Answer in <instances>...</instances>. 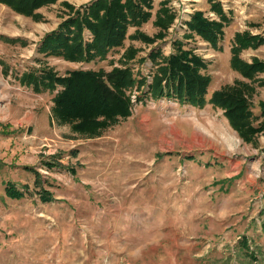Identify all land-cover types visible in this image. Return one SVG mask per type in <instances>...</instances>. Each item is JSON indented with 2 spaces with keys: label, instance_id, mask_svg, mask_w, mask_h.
<instances>
[{
  "label": "rangeland",
  "instance_id": "374dc122",
  "mask_svg": "<svg viewBox=\"0 0 264 264\" xmlns=\"http://www.w3.org/2000/svg\"><path fill=\"white\" fill-rule=\"evenodd\" d=\"M92 1L59 0L38 10L36 20L0 3V264H264V85L256 83L249 97L253 126L261 131L246 141L221 109L179 103L176 113L177 101H154L137 83L127 91L131 117L89 138L54 119L52 94L17 81L40 66L39 44L62 22L63 2L78 8ZM162 3L175 16L162 39L133 40V26L124 47L104 60L46 63L61 75L110 72L132 46L138 54L126 65L136 81L149 76L151 83L153 55L171 56L182 41L207 63V99L236 81L252 83L231 67V48L237 33L264 36V0H153L151 19L138 28L147 36L159 32L154 21ZM213 3L229 18L218 48L198 35L185 39L195 12L223 21ZM241 58L264 61V44ZM46 162L62 167L50 170ZM26 168L47 181L53 202L41 204ZM7 181L27 185L25 198H7Z\"/></svg>",
  "mask_w": 264,
  "mask_h": 264
},
{
  "label": "trees",
  "instance_id": "16d2710c",
  "mask_svg": "<svg viewBox=\"0 0 264 264\" xmlns=\"http://www.w3.org/2000/svg\"><path fill=\"white\" fill-rule=\"evenodd\" d=\"M58 1L0 0V3L17 14L36 20L40 18L38 10ZM220 6L213 3L211 9L223 19L222 22L208 20L202 12H195L188 24L191 33L185 39L198 35L218 48L223 41L224 29L229 24V18ZM63 7L65 15L62 22L46 34L39 44L38 52L43 56L38 60L40 66L23 72L17 78L21 86L31 88L36 93L49 92L53 95L52 115L59 124L69 125L74 132L89 138L99 136L104 130L131 117L133 105L127 91L137 83V91L154 101L171 99L199 109L208 104L221 109L232 127L246 141L253 140L261 131V127L253 126L249 97L256 83L264 85V78L259 80L257 77L264 73V61L254 58L247 63L242 60L241 54L262 46L264 36L237 33L232 42L231 67L252 83L236 81L233 85L214 91L207 99L211 84L210 76L204 73L207 63L192 50L185 49L182 41L175 42L176 52L171 56L163 57L160 52L153 55L157 70L150 84H147L146 76L136 81L131 66L125 63L135 59L138 54L132 46L124 50L122 66L114 67L110 72L104 69H75L61 75L45 61L57 58L70 63L89 64L104 60L110 52L124 47L129 38L128 31L133 26L137 28L131 36L133 40L153 43L162 39L175 18L166 3H162L156 13L154 26L159 28V32L154 37L138 29L151 19L153 0H94L78 8L63 2ZM261 106L264 115V105ZM45 165L50 170L56 166L62 167V164L55 162H46ZM26 169L35 176L34 186L41 204L53 202L54 194L44 188L47 181L38 171ZM26 192H29L27 185L20 189L10 181L6 182L5 193L10 200H22ZM241 245L249 251L247 238H243Z\"/></svg>",
  "mask_w": 264,
  "mask_h": 264
},
{
  "label": "crops",
  "instance_id": "0c3cea01",
  "mask_svg": "<svg viewBox=\"0 0 264 264\" xmlns=\"http://www.w3.org/2000/svg\"><path fill=\"white\" fill-rule=\"evenodd\" d=\"M169 106V105H168ZM167 106V107H168ZM166 107V106H165ZM165 107L163 108H161L162 110H164L165 109ZM171 109L172 110H174L176 113H179V103L178 102H174V103H172L171 104ZM204 109V108H203ZM207 114L209 113L208 111L206 112ZM205 154H207V153H205Z\"/></svg>",
  "mask_w": 264,
  "mask_h": 264
},
{
  "label": "built area",
  "instance_id": "2783aa9c",
  "mask_svg": "<svg viewBox=\"0 0 264 264\" xmlns=\"http://www.w3.org/2000/svg\"><path fill=\"white\" fill-rule=\"evenodd\" d=\"M151 80H152V78H151ZM147 84H150V78H149V76H147ZM133 97H134V104H136L138 101H140V94H139V92H138V94L133 95Z\"/></svg>",
  "mask_w": 264,
  "mask_h": 264
},
{
  "label": "bare ground",
  "instance_id": "6f19581e",
  "mask_svg": "<svg viewBox=\"0 0 264 264\" xmlns=\"http://www.w3.org/2000/svg\"><path fill=\"white\" fill-rule=\"evenodd\" d=\"M161 47V46H160ZM164 49V48H163ZM151 61V60H150ZM151 63H152V61H151Z\"/></svg>",
  "mask_w": 264,
  "mask_h": 264
}]
</instances>
